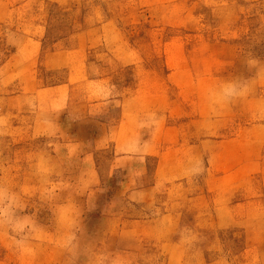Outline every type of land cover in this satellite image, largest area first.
Here are the masks:
<instances>
[{
  "label": "rangeland",
  "instance_id": "1",
  "mask_svg": "<svg viewBox=\"0 0 264 264\" xmlns=\"http://www.w3.org/2000/svg\"><path fill=\"white\" fill-rule=\"evenodd\" d=\"M0 264H264V0H0Z\"/></svg>",
  "mask_w": 264,
  "mask_h": 264
},
{
  "label": "clouds",
  "instance_id": "2",
  "mask_svg": "<svg viewBox=\"0 0 264 264\" xmlns=\"http://www.w3.org/2000/svg\"><path fill=\"white\" fill-rule=\"evenodd\" d=\"M249 63H253L254 64L255 61L254 60H251V61H249ZM225 91L230 93V88H226Z\"/></svg>",
  "mask_w": 264,
  "mask_h": 264
}]
</instances>
